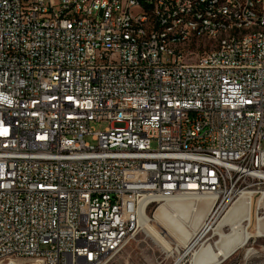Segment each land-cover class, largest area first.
<instances>
[{"label":"built area","instance_id":"2783aa9c","mask_svg":"<svg viewBox=\"0 0 264 264\" xmlns=\"http://www.w3.org/2000/svg\"><path fill=\"white\" fill-rule=\"evenodd\" d=\"M195 7L224 17L218 55L162 44L214 32L168 27ZM250 21L264 0H0V251L106 264L144 201L216 194L210 222L264 190V38L235 47Z\"/></svg>","mask_w":264,"mask_h":264},{"label":"bare ground","instance_id":"6f19581e","mask_svg":"<svg viewBox=\"0 0 264 264\" xmlns=\"http://www.w3.org/2000/svg\"><path fill=\"white\" fill-rule=\"evenodd\" d=\"M193 16H196V24L215 25L214 32L206 35V32H200L199 28H192V37L186 38L185 34H178L175 40L174 31H166L162 35V44L167 47V51L178 50L181 53H190L197 43L202 55L215 56L221 53L224 49V41L221 40L226 32V24H224V17H217L216 12L203 11L202 13V7H195L188 8L186 11L169 13L168 27L176 28L178 24L191 23ZM251 33L258 34V38H264V22L250 21L248 27L235 30V37H241L235 40V47H248V37ZM226 42H233V35H226ZM255 193L261 194L257 200L259 204L263 203L264 190L241 191L226 216L217 223L215 228L206 221L210 217L205 218V214L207 212L212 215L211 209L218 207V199H215L216 194L195 198L181 195L165 201L155 214L156 221L163 225V231L152 224L147 213V202L144 201L140 210L141 226L148 236L164 246L167 251L179 253L183 251L174 264H181L184 255L190 252L195 254L192 264H217L222 259H227L237 247L244 245L254 235L264 236L263 218H257L255 233L250 232L244 226L245 224L243 225L244 222L251 219V203ZM228 223L231 225V232L225 234L222 228ZM211 230L213 235L219 236V240L214 243L202 241ZM166 236L170 239H167ZM172 238L178 244L173 245ZM181 247L182 250H180ZM29 262L49 264L48 254L34 251L13 253V248H4L0 251V264H29Z\"/></svg>","mask_w":264,"mask_h":264},{"label":"rangeland","instance_id":"374dc122","mask_svg":"<svg viewBox=\"0 0 264 264\" xmlns=\"http://www.w3.org/2000/svg\"><path fill=\"white\" fill-rule=\"evenodd\" d=\"M92 126L97 130H103L107 126V123H93ZM88 140L90 139L88 138ZM152 145L156 146L155 143H153ZM251 190L257 189L251 188ZM260 195V193L254 194L251 203V219L250 221H246L247 223H243V225L245 224L244 226L252 233H255L256 231L255 228L258 223L257 218L261 217L264 221V202L261 204L258 203V197ZM236 200L237 198H234V200L228 204L226 202L223 203V206L219 213L210 220L213 228H215L218 225L217 223H219V221L226 216L229 208ZM163 203L164 202L153 204L147 209V213L151 219L152 224H154L160 231H163V225L159 224L156 221L155 214L160 205ZM207 217H210V215L206 212L205 218ZM222 230L225 234H229L231 232V225L229 223L226 224L222 228ZM166 238L170 239L167 236ZM172 239V242L174 243L173 245H176L177 241H175L174 238ZM217 240H219V236L213 235V232L211 230L205 235L204 240L202 241H206V243H214ZM182 249L183 248L181 247L180 250ZM180 253L183 254V251H181ZM180 253L177 251H167L164 246L153 240L151 236H148L144 229H142L141 227L123 246V248L117 254H115L106 264H174L176 259L180 256ZM194 258L195 254L193 255V252L185 254L181 260V264H192ZM219 264H264V236L254 235L252 238H249L244 245L237 247L232 255H230L227 259Z\"/></svg>","mask_w":264,"mask_h":264},{"label":"water","instance_id":"95a60500","mask_svg":"<svg viewBox=\"0 0 264 264\" xmlns=\"http://www.w3.org/2000/svg\"><path fill=\"white\" fill-rule=\"evenodd\" d=\"M224 260H225V259H222L219 263L223 262ZM219 263H218V264H219Z\"/></svg>","mask_w":264,"mask_h":264}]
</instances>
